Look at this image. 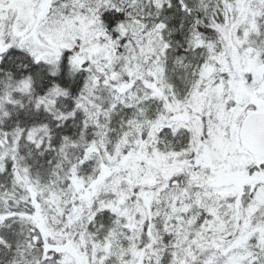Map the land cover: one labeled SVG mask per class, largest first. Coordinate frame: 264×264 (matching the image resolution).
I'll use <instances>...</instances> for the list:
<instances>
[{
  "label": "snow or ice",
  "instance_id": "1",
  "mask_svg": "<svg viewBox=\"0 0 264 264\" xmlns=\"http://www.w3.org/2000/svg\"><path fill=\"white\" fill-rule=\"evenodd\" d=\"M0 264H264V0H0Z\"/></svg>",
  "mask_w": 264,
  "mask_h": 264
}]
</instances>
